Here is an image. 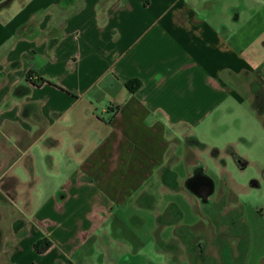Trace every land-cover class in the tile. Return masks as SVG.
<instances>
[{"label": "crops", "instance_id": "1", "mask_svg": "<svg viewBox=\"0 0 264 264\" xmlns=\"http://www.w3.org/2000/svg\"><path fill=\"white\" fill-rule=\"evenodd\" d=\"M230 119L264 125V0H0V264H147L128 213L240 160Z\"/></svg>", "mask_w": 264, "mask_h": 264}, {"label": "rangeland", "instance_id": "2", "mask_svg": "<svg viewBox=\"0 0 264 264\" xmlns=\"http://www.w3.org/2000/svg\"><path fill=\"white\" fill-rule=\"evenodd\" d=\"M225 125L229 132L245 130L244 140L235 146L240 160L225 153L218 159L202 152L204 164H199L201 168L191 178H187L186 167L181 164L180 176L172 186L174 190L168 186L165 192H160L151 202L153 209L128 213L129 227L145 243L147 264H221L220 246L224 241L232 248L230 253L225 246L222 252L225 264H264V125L257 123L253 132L247 121L238 124L236 119H230ZM36 165L38 186H42L50 175L42 173ZM44 165L47 166L45 161ZM197 173L208 179L215 191L204 200L192 193L190 183ZM5 202L9 200L0 195V208ZM168 202L176 203L180 210H164ZM232 214L236 226L243 222L240 238L229 239L226 235L225 218ZM161 216L159 221L157 218Z\"/></svg>", "mask_w": 264, "mask_h": 264}, {"label": "flooded vegetation", "instance_id": "3", "mask_svg": "<svg viewBox=\"0 0 264 264\" xmlns=\"http://www.w3.org/2000/svg\"><path fill=\"white\" fill-rule=\"evenodd\" d=\"M190 185L192 186L194 192L200 196H207L209 195L210 197L214 194V189L211 186V183L208 179L205 177L201 176L199 173H197L194 178H192ZM206 201V200H205ZM206 204L210 205V201H206ZM238 221V220H237ZM226 222V228H227V236L232 238V237H242L243 235V222H239L236 226V220L234 219V214L231 216L227 215L225 218ZM240 225V226H239ZM228 249V251H232V248L229 246L228 241L222 242L220 246V257H221V264H225V259L223 257L224 254H222L224 248ZM210 259V257H208Z\"/></svg>", "mask_w": 264, "mask_h": 264}, {"label": "trees", "instance_id": "4", "mask_svg": "<svg viewBox=\"0 0 264 264\" xmlns=\"http://www.w3.org/2000/svg\"><path fill=\"white\" fill-rule=\"evenodd\" d=\"M33 75H29L28 76V80H31ZM42 83H50L53 84L45 79H42ZM54 85V84H53ZM127 87L131 92H135L139 89L140 87V82L138 80H134V81H130L127 83ZM198 145H200L199 143H197ZM201 147H204V145H201ZM51 247V243L49 241H43V242H39L36 245V250L38 253H45L49 248Z\"/></svg>", "mask_w": 264, "mask_h": 264}, {"label": "water", "instance_id": "5", "mask_svg": "<svg viewBox=\"0 0 264 264\" xmlns=\"http://www.w3.org/2000/svg\"><path fill=\"white\" fill-rule=\"evenodd\" d=\"M207 196H203V200L206 199Z\"/></svg>", "mask_w": 264, "mask_h": 264}]
</instances>
